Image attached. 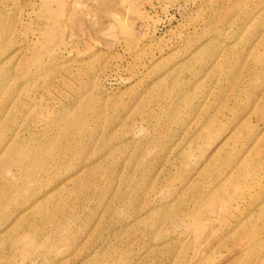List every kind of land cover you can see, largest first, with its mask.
Wrapping results in <instances>:
<instances>
[{
    "label": "rangeland",
    "instance_id": "374dc122",
    "mask_svg": "<svg viewBox=\"0 0 264 264\" xmlns=\"http://www.w3.org/2000/svg\"><path fill=\"white\" fill-rule=\"evenodd\" d=\"M0 264H264V0H0Z\"/></svg>",
    "mask_w": 264,
    "mask_h": 264
}]
</instances>
